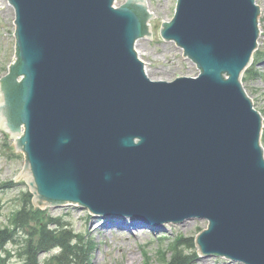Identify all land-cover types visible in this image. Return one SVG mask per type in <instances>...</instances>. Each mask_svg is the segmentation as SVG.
Listing matches in <instances>:
<instances>
[{
    "label": "water",
    "instance_id": "1",
    "mask_svg": "<svg viewBox=\"0 0 264 264\" xmlns=\"http://www.w3.org/2000/svg\"><path fill=\"white\" fill-rule=\"evenodd\" d=\"M9 1L17 41L0 127L25 126L15 180L36 205L207 219L203 255L264 264L263 116L242 83L262 33L256 0H178L161 34L201 72L172 81L152 79L136 50L156 22L147 0Z\"/></svg>",
    "mask_w": 264,
    "mask_h": 264
},
{
    "label": "rangeland",
    "instance_id": "2",
    "mask_svg": "<svg viewBox=\"0 0 264 264\" xmlns=\"http://www.w3.org/2000/svg\"><path fill=\"white\" fill-rule=\"evenodd\" d=\"M126 0H116V5ZM151 13L156 18L151 37L140 38L136 48L141 58L146 62L149 74L157 80H174L179 76H196L199 69L195 62L184 56V51L174 41L162 37L160 29L162 23L169 21L175 14L177 0H147ZM262 9L261 29L259 45L253 64L250 66V74L244 80V85L255 102L256 108L264 116V0H257ZM15 9L9 0H0V78L10 69L15 58ZM246 75V74H245ZM15 139L0 127V227L11 223V216L22 205L23 193L30 191L28 180H15L17 174L25 165V152L16 153L12 142ZM11 183L9 187H3L5 183ZM3 184V185H2ZM37 208L44 210L45 216H61L68 222L71 228L80 233L84 240H93L95 249L92 260L88 264H128V258L136 257L130 264H164L166 258H170L174 251L172 243L181 237L192 238L201 230L208 227L206 219H187L181 223H164L161 225L145 220H136L129 216H116L121 218L125 225L132 226L138 222L136 229L129 232H120L115 225L108 224L103 233L96 228L110 216L94 214L75 203L52 204ZM89 219H92L91 223ZM93 225V230H91ZM7 252L0 254L3 260L0 264H23L24 258L20 255L22 249L19 241L9 242ZM190 252L192 249H185ZM194 250V249H193ZM59 248L51 252L42 253V261L48 260L51 254L59 252ZM45 261V262H46ZM146 262V263H145ZM193 264H244L226 257L199 255Z\"/></svg>",
    "mask_w": 264,
    "mask_h": 264
},
{
    "label": "trees",
    "instance_id": "3",
    "mask_svg": "<svg viewBox=\"0 0 264 264\" xmlns=\"http://www.w3.org/2000/svg\"><path fill=\"white\" fill-rule=\"evenodd\" d=\"M11 183L2 185L9 187ZM17 238L22 244L24 264H88L94 249V243L85 241L62 217H46L44 210L34 206L30 191L23 193L22 205L14 212L11 226L0 229V251H7L6 244ZM172 247V256L164 264H193L198 255L194 237H181ZM54 248L60 251L40 263V254ZM187 248L192 250L186 252Z\"/></svg>",
    "mask_w": 264,
    "mask_h": 264
},
{
    "label": "bare ground",
    "instance_id": "4",
    "mask_svg": "<svg viewBox=\"0 0 264 264\" xmlns=\"http://www.w3.org/2000/svg\"><path fill=\"white\" fill-rule=\"evenodd\" d=\"M147 72H148V74H149V69H148V67H147ZM150 75V74H149ZM18 136V135H17ZM121 218H117L116 216H110L107 220H105L104 222H102L101 223V225H99L97 228H96V231H98L99 233H103V231L105 230V229H111V230H113V229H115V228H117V230L118 231H120V232H123V231H125V230H129V232H131V231H133L134 229H136V225L135 224H137L138 222H134L133 224H132V226H128V225H125V223H122L121 222V220H120ZM91 221H92V219H89V222L91 223ZM108 224H113V225H115V226H113V227H115V228H108L106 225H108ZM91 230H93V225H91ZM135 256L134 257H131V258H128V264H130L131 262H133L134 260H135Z\"/></svg>",
    "mask_w": 264,
    "mask_h": 264
}]
</instances>
